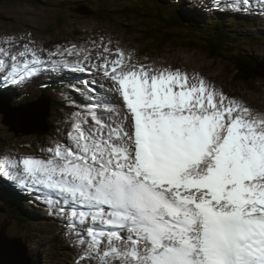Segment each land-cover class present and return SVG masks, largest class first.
Here are the masks:
<instances>
[{"label": "snow or ice", "instance_id": "6c2138e0", "mask_svg": "<svg viewBox=\"0 0 264 264\" xmlns=\"http://www.w3.org/2000/svg\"><path fill=\"white\" fill-rule=\"evenodd\" d=\"M99 47L90 67V53H49V67L94 68L119 106L102 112L108 98L74 114L67 141L40 155L0 156V174L44 193L82 249L76 264H264V113L203 77ZM39 51L0 48L2 78L33 76Z\"/></svg>", "mask_w": 264, "mask_h": 264}, {"label": "rangeland", "instance_id": "374dc122", "mask_svg": "<svg viewBox=\"0 0 264 264\" xmlns=\"http://www.w3.org/2000/svg\"><path fill=\"white\" fill-rule=\"evenodd\" d=\"M37 1H39L37 6H34L30 2L24 0H3L0 2V44L6 45L7 43H4L3 39L5 40L7 38H3V37H8V40H14V43L7 44V46H11L10 49L12 51H19L22 50V46L24 44H29L30 47L35 44L33 43L35 41L38 46H42L41 41H47L50 47L47 48V50H49L50 52L57 54L59 51L61 52L64 49L72 48V46H75L74 50H84L82 52L83 53L86 52V54L83 55L84 57L87 56L89 53L91 54V57H93L94 54L93 49L89 47H87V49H81L79 47L82 46V42L84 41L89 42L88 38L97 39V37L99 38L100 36L104 35L105 38L101 37L103 38L102 39L103 41L98 43L111 41L109 45L106 43L104 45H107L110 48L113 46V48L115 49L126 45L124 52L126 54L129 53L130 51L131 53H134L133 56L138 58L139 59L138 62L140 63L154 61L156 65H165L162 64L161 62L164 61H166L167 63L173 62V64L176 65H172L171 67L174 68L181 67L180 69L187 71L190 76L203 77L206 81L214 85L216 89L222 90L224 94H230L235 99L236 97L241 98L246 101L244 102V104H246L248 107L253 109L255 112L264 113V70H261L262 67L257 69L256 71V73L259 76L257 81H253L252 83L249 84H244L240 81H236L233 78V76L239 73L238 69L235 67L234 64L237 63L238 57L230 56V58L226 57L227 58L226 60L211 59L210 58L211 54H209L207 50L195 49V47L191 45L192 42L190 40L197 39L195 36H193V34L194 35L202 34L203 29H201L202 28L201 25H203V22L200 21H206L204 25L209 24L210 27L214 29L223 30L225 32L228 31L231 32L233 36L237 35L238 37L244 38V42H242L241 45L245 46L246 48L244 49V51L241 50V53L248 54L250 57H258V55L260 54L259 56L261 57L262 60L260 65H264V42L258 39V37L256 39L254 38L260 34L259 36L262 37V39H264V30H262L264 29V26L253 27L250 21L249 22L247 21V24H245L242 21V25H241L236 20H232V22L227 26H223L222 24L219 25L218 22L220 20H213L211 22H207V20L211 19L213 13H208L209 16H206L205 10H207L208 8L199 9L198 5L201 1L211 2L217 0H191L192 4L188 3L189 0H163L166 3L167 2L172 3L177 8H180L179 12L182 14V17H184L186 21H189V23L192 22L195 23L196 27L194 26L187 27V29L189 30H186L185 28V29H180L179 31L181 40L186 42L190 41V43L179 44L178 41H176V43L162 42V43H158V46L160 45L161 46L155 49L156 51L153 50L154 46L151 42L148 43L140 42L142 39L146 38L150 34V32L148 29L145 28V26L140 22V20H136V18L129 19L128 22H125V20L122 18L116 19L117 22L115 21L102 22V21H97L92 16L89 17L86 14L83 15L80 14L79 12L73 13V11H75L74 8H71L69 10L68 9L58 10L55 7H52L51 5L56 4L58 0H37ZM136 1L138 0H126L128 4L127 8L131 9L130 11L132 12H135L136 11L135 8L136 9L138 8V6H136ZM144 1H146L149 4H156L157 2L155 0H144ZM182 1H184V3H181ZM86 3L87 1L84 0V2L81 4H86ZM212 3H217L216 5H212V7L225 8V6L219 4L218 2H212ZM67 5H70V2H67ZM193 5H195L196 8H193ZM228 8L233 12L236 11V7L230 6ZM56 15L63 16L61 22L63 26L57 27V24L59 23L55 22V17H57ZM221 21H223V19H221ZM262 21L263 22L261 23L264 24V19H262ZM247 27L252 28L253 30L256 31H262V33L256 34L258 32H254L251 29H247ZM241 33H243L244 35H241ZM190 34H192V36ZM102 51L103 49H100V52ZM139 52L142 53V55H139ZM104 54L106 55L113 54L114 56H116L115 50H112L111 53L105 52ZM6 61H7V57H6ZM165 66L169 67V65H165ZM40 77L41 76H39V78ZM61 78L63 77H59V78L55 77L54 80ZM67 87L68 86H66V88ZM71 88H73L77 92V97H78L77 104L79 103L83 104L90 101L89 98L84 97V95H86L88 92L84 93L83 92L84 90L79 87L74 88L72 86ZM49 93L52 95L55 92H49ZM72 96L76 97L74 93L72 94ZM61 98H63V96ZM69 99L70 98H67V102H69ZM32 101L35 100H30L29 102ZM50 101L52 100L50 99ZM26 104L27 103L15 101L11 98L10 104L7 105V100L6 101L2 100V97H0V105L2 106L7 105L9 110L15 109L19 106H23ZM51 108H49L50 117H51L49 123L55 126L57 129L56 128L49 129V133L47 132L43 134H37L35 133V130H33V126H34L33 120H35L34 116L29 117L31 115L26 114L23 117V119L21 120L22 126H25L30 130L28 129L27 133H22L21 131L18 132L17 130L11 128L10 125H7L4 122V117H2V113L0 112V156L10 155L13 157H20L25 155V152H27V155H40L42 149H46L50 146H55L54 143H61V144L65 143L67 141V133L69 131H72V127H71L72 122H70L71 124L69 127H66L67 124L62 123L59 120L53 119L54 118L53 110L55 109V107L51 106ZM55 112L58 115H61L62 113L61 110L60 111L57 110ZM62 117L65 118L64 115H62ZM17 119H18L17 113L14 112V119H13L14 122H16ZM48 119L49 118H47V120ZM34 137H38L37 141L39 142L40 140L43 143L41 144L38 143L34 145V147H32L33 148L32 151L30 150L27 151L25 147H28L30 145V142L34 141L35 139ZM22 149L25 151L23 152ZM4 202L7 203L5 199L0 201V227L2 225H5L6 234L10 237H15L22 240L24 242L25 247H27L26 248L27 254L28 253L32 254L33 259H36L39 262H41V260L43 259V255L44 254L49 255L50 250L47 247V243L42 242V239L44 237L43 235H39V233L37 232L38 227L42 226L47 228L46 231L50 230L51 235H49L47 238H51L53 234L56 233L55 229L51 227V225L53 224L49 222L50 220L49 216L46 214L45 216L37 215L39 214L38 212L33 213L32 211H30L32 209L29 206L35 208L36 205H33L31 202H27L25 206V210L28 211V213L24 214L23 216L25 218L33 217V219L28 218L30 222L29 225H27L28 223L25 221L23 222L22 218H18L19 215L9 217L8 215H10L11 211H13L12 206L10 207L8 206L5 209L7 212H5L3 208ZM21 207L24 208L23 205ZM27 207H29V210L27 209ZM17 219L20 220L17 221ZM16 223H19L18 227L16 226ZM31 224L34 233L36 232L35 233L36 239L33 236L32 240H30V236L33 234V231L30 232ZM52 241L54 240L53 239L50 240V244L51 243L53 244ZM66 255L67 254L61 257V253L56 250L55 252H53V254L49 256L50 259H48V263L68 264V262L66 261L67 260ZM73 256L74 255L72 254V257ZM72 257H70L69 260H71Z\"/></svg>", "mask_w": 264, "mask_h": 264}, {"label": "bare ground", "instance_id": "6f19581e", "mask_svg": "<svg viewBox=\"0 0 264 264\" xmlns=\"http://www.w3.org/2000/svg\"><path fill=\"white\" fill-rule=\"evenodd\" d=\"M71 1V4H70V7L74 6V0H70ZM162 4H172V3H166L165 1L161 0ZM62 2L61 0H58L57 3H60ZM97 3L101 4V6L103 7H106L108 9H111V10H116V8L114 7L116 4L114 3V1H96ZM222 4H226L224 2H220ZM128 5V4H127ZM213 3L212 2H207V1H201L198 5V8L199 9H207L205 10V14L206 16H209L208 13H213L212 17L210 20H207V22H211L213 20H220L218 22L219 25H223V26H227L229 25L232 20L237 16V13L232 10H230L228 8V6L226 8H220V7H212ZM227 5V4H226ZM175 8H177L175 5H174ZM212 7V8H210ZM262 7H260L261 9ZM193 10V9H192ZM220 10V11H218ZM181 14V13H180ZM249 16L248 14H246L245 17H242L243 19H241L243 22H245L246 20L249 19ZM221 19H223V21H221ZM239 19V18H238ZM115 20H109L107 19V22H113ZM117 22V21H115ZM200 22H203V24L206 22V21H200ZM205 25H209V24H205ZM210 27V25H209ZM212 28V27H211ZM244 28V27H243ZM247 29H251L252 31L254 32H258V33H262V31H256V30H253L252 28H249L247 27ZM264 30V29H262ZM251 31V32H252ZM247 32V31H246ZM241 35H244L243 33H241ZM101 37H105L104 35L100 36ZM89 39V42L88 41H84L82 42V46L79 47L81 49H87V47L93 49V57H91V59L89 61H87L89 67L91 66V64L95 63L97 61V58H98V53L100 52V49H102L101 47H99V45L101 43H98L95 39L93 38H88ZM98 39V37H97ZM102 39V38H101ZM256 39V38H255ZM34 40V39H33ZM32 41V40H30ZM103 41V40H102ZM95 42V43H94ZM33 43H35L34 45H31L30 47L32 48H36V49H39L41 51H39V55L41 56V58L46 62L45 63V66L42 67V68H38L37 72L33 75L34 78L31 79V82H30V85H34L32 87H34V91L38 92L40 90V88H44L43 85H45L44 83H41L40 81L43 80V79H48V78H55V77H59L61 75H64V74H61V73H66L70 79L69 80H74L76 79V82H75V85L73 84L72 86L74 88L76 87H79V88H82L84 91V93L88 92L86 95H84L85 98H89L90 101H88L87 103H83V104H77V93L76 91L71 88V87H67L64 86L62 88H59L57 89V87H55L54 84H50V86H48V88H46V90L44 91V93L46 94H50L49 92H57L58 94H61V97L63 96V98H65L67 96V94L71 95V97H75V96H72V94L74 93L77 97V99H74L73 100V104L77 107H85L87 108V106H91L93 104H96L98 102H100L101 100L103 99H108L110 98L113 103L112 104H107L105 103L104 105H102L101 107V111L103 112L107 107H118L119 106V102H118V99L115 97L114 93L111 92L109 89H110V83L105 80L102 76L101 73H98L95 71V69H91V71H85V72H74V71H71L69 69H63V68H58V69H55L53 70L51 67H49V53H53V52H50L49 50H47V48H50L49 47V43L47 41H41V44L42 46H38L36 44V42L34 41ZM106 42H104L103 44H105ZM241 41L239 43V45L241 46ZM107 44V43H106ZM57 47V46H56ZM63 47V46H62ZM117 47V46H116ZM126 47L125 46H121V47H118L122 50H124ZM112 50H115V48H113V46L111 47ZM51 50V49H50ZM132 50V49H131ZM75 52H77L79 55L78 56H73V55H64L63 57L62 56H59L58 52L56 55H53L51 58L52 59H67L69 61H76L77 59L81 60V62H85L84 61V54H86V52H82L81 50H74ZM97 52V53H95ZM137 52V50H136ZM131 53V51L129 52ZM259 54V53H258ZM136 55V54H135ZM260 55V54H259ZM258 55V56H259ZM262 55V54H261ZM72 56V57H70ZM107 57H109L110 59H114L116 58V56H114L113 54H110V55H105ZM260 57V56H259ZM31 57L29 56V59ZM137 59V60H136ZM138 58L132 56L131 57V63H140L138 62ZM173 61V60H172ZM126 63H128L129 61L128 60H125ZM8 63L10 64L11 61H8ZM162 64H165V65H169V66H172V65H176V64H173V62H169L167 63L166 61L164 62H161ZM140 64H146V65H151V66H154V67H167L165 65H156L154 61L152 62H144V63H140ZM262 67L264 68V65H262ZM181 68V67H179ZM263 68H261V70H264ZM1 71V74H0V97H2V99H4L5 101L7 100V105L10 104V101H11V98L15 101H20L17 98L16 94L14 92H10V94L5 90V88L7 87H10L13 83H10L9 81H5L2 77L4 74H6L4 71L0 70ZM93 73H98L99 74V80L100 81H96L94 79V74ZM93 74V75H92ZM39 76H41L39 78ZM91 76V77H89ZM96 77V75H95ZM37 79V80H36ZM41 79V80H40ZM68 80V81H69ZM66 81V82H68ZM8 85V86H7ZM68 89V90H66ZM71 91V92H70ZM255 91V90H254ZM40 92V91H39ZM10 96H8V95ZM6 98V99H5ZM67 98L69 97H66L63 101H60V102H57L55 103L56 106H55V109L53 110V115H54V118L53 119H56V120H59L61 121L62 123L64 124H67L66 127H69L70 126V121L64 119L62 117V113L61 115H58L56 114L55 111H60L61 108L66 105L67 103ZM51 99V98H49ZM52 100V99H51ZM97 101V102H96ZM106 105V106H105ZM249 105V104H248ZM51 108V106H50ZM52 109V108H51ZM11 119H14V110L11 109ZM56 144V143H54ZM27 154V152H25ZM0 168H2V165H0ZM3 186V188H6L7 189V196H8V200L10 203H5L3 208H7L9 205L12 206V210L13 211H16L18 212L21 216L20 218H22L25 222H27L29 225V222L30 220L28 218H31L33 219V217H28V218H25L23 215L25 214L23 211L25 210V208H22L21 206L26 202L24 197H27L29 201H31L32 203L38 205L40 208H41V214H37V215H48L50 220L49 222L53 225H51V227H53L55 229V234H53V236L51 238H47L49 235H51V232L50 230L46 231V227H42V226H39L38 229H37V232L39 233V235H43V239H42V242H46L47 243V247L49 248V250L51 251L53 248H54V245L56 247V250L59 251L61 253V257H63V255L67 254L66 257H67V262L68 264H76L80 254H77L75 256L72 257V254H73V251H74V248H77L78 246H76L74 244V240H75V237L74 236H68L66 235V233L64 231L65 229V225L63 223H58L56 221H59V222H66L65 219H63L60 215H58L55 211H53L52 208L49 207V205L45 202V200L43 201H39L38 199V195L40 194V192H36V191H32V190H29V189H26V188H23L21 187L17 181L13 180V179H10L9 177L3 175V174H0V187ZM26 193L27 196H25L24 192ZM5 193L6 191L4 190L3 193H2V196H0V201L4 200L5 198ZM1 194V193H0ZM27 209L29 210V207H27ZM32 210H36L35 208L32 209ZM44 213V214H43ZM33 216V214H32ZM52 219L56 220V221H52ZM20 219H17V221H19ZM58 227V228H57ZM57 229V231H56ZM33 231V227H32V224H31V227H30V232ZM66 231V229H65ZM36 233V232H35ZM34 233L33 231V234L30 236V240L33 239V236L34 238L36 239V234ZM58 233H60L61 236H57ZM62 233V234H61ZM54 240L52 241L53 244L51 243L50 244V240ZM29 257L32 258V254H29ZM71 258V260H69V258ZM36 261V259H34Z\"/></svg>", "mask_w": 264, "mask_h": 264}, {"label": "trees", "instance_id": "16d2710c", "mask_svg": "<svg viewBox=\"0 0 264 264\" xmlns=\"http://www.w3.org/2000/svg\"><path fill=\"white\" fill-rule=\"evenodd\" d=\"M3 0H0V2ZM30 2L34 6H37L39 1L37 0H24ZM157 1L156 4H149L144 0L138 1V8H135V12L130 11L131 9H118V10H106V7H100V9H91V13L86 14L89 17L92 16L97 21L106 22L107 19L115 20L122 18L125 22H128L129 19L136 18V20H140V22L145 26L146 29L149 30L150 34L142 39L141 43L151 42L153 44V50L156 51L158 47V43H190L195 47V49L207 50L209 54H211V59H219L226 60V57L230 56L228 54H235L234 57L237 58V63L235 67L238 69L239 73L234 76L236 81H240L244 84L252 83L253 81L258 80V74L256 73L259 66V58L258 57H250L248 54L241 53V49L237 47L240 43L241 39L239 37H234L231 32H228L226 29L225 32L223 30H218L211 28L207 25H201L203 29L201 35H194L197 39H191L189 42L181 40V36L179 34L180 29H187V27H196L195 23H189L186 21L182 14H180V8H173L168 6L167 4H162V1ZM99 4V3H98ZM77 5V4H76ZM101 5V4H99ZM171 8L170 10L167 9ZM74 9L77 7H73ZM61 9H71V7H63L62 5L58 6V10ZM77 11H73V13ZM138 12V13H137ZM53 16V15H51ZM55 22H58L57 27L62 26V17L61 15H56ZM182 20V21H181ZM185 25V26H184ZM177 30V31H176ZM183 33V32H182ZM192 36V34H190ZM178 40H177V39ZM206 42V43H204ZM243 42V41H241ZM237 53H239L237 55ZM51 104H54L51 102ZM50 129L52 126L50 125ZM49 133V131H48ZM30 146V145H29ZM32 149V147H29ZM19 215V216H18ZM9 217L18 216L20 218V214L16 211H11ZM13 220V219H12ZM35 263V260H33Z\"/></svg>", "mask_w": 264, "mask_h": 264}, {"label": "water", "instance_id": "95a60500", "mask_svg": "<svg viewBox=\"0 0 264 264\" xmlns=\"http://www.w3.org/2000/svg\"><path fill=\"white\" fill-rule=\"evenodd\" d=\"M76 11L83 15L91 13V11L85 7H79ZM49 102V97L42 96L36 101L12 109L18 116L16 122L11 119V110H9L7 105H0V112L3 113L4 122L7 125H10L11 128L18 132L21 131L22 133H27L29 129L22 126L21 120L23 117L26 114L31 115L29 117L34 116L33 130H35L37 134H43L49 131L47 121L49 117ZM0 264H34V261L27 254L24 242L18 238L8 236L6 234L5 225L0 227Z\"/></svg>", "mask_w": 264, "mask_h": 264}]
</instances>
